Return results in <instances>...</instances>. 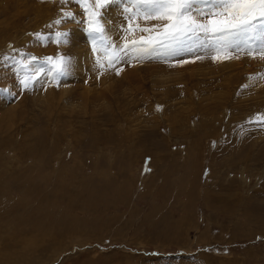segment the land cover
Wrapping results in <instances>:
<instances>
[{"label": "rangeland", "instance_id": "1", "mask_svg": "<svg viewBox=\"0 0 264 264\" xmlns=\"http://www.w3.org/2000/svg\"><path fill=\"white\" fill-rule=\"evenodd\" d=\"M88 5L0 0V234L13 246L0 255L264 264V53L241 44L109 62V43L146 34L122 30L114 0L95 9L111 36L94 48ZM60 56L55 73L45 58ZM32 57L45 71L25 87L17 73Z\"/></svg>", "mask_w": 264, "mask_h": 264}, {"label": "snow or ice", "instance_id": "2", "mask_svg": "<svg viewBox=\"0 0 264 264\" xmlns=\"http://www.w3.org/2000/svg\"><path fill=\"white\" fill-rule=\"evenodd\" d=\"M114 0H94L95 8L88 5L90 16L89 31L93 35V47L97 39L101 44L106 39V29L95 9L112 4ZM87 4V0H85ZM123 14L127 32L139 31V39H125L122 46L110 43L105 52L109 62L152 53H173L179 50L193 51L195 48H208L219 53L229 50L260 51L264 53V0H124ZM71 15V14H69ZM138 18L157 23L141 27L133 22ZM57 42L66 33H57ZM258 42V44L256 43ZM219 59L220 56L214 57ZM227 58V57H225ZM21 61L18 75L23 73L20 83L27 87L44 73V67L32 69L31 62ZM51 64V71L63 73L69 58H45Z\"/></svg>", "mask_w": 264, "mask_h": 264}, {"label": "bare ground", "instance_id": "3", "mask_svg": "<svg viewBox=\"0 0 264 264\" xmlns=\"http://www.w3.org/2000/svg\"><path fill=\"white\" fill-rule=\"evenodd\" d=\"M106 37H108L110 34L108 33H105ZM111 36V35H110ZM112 39V38H111ZM112 43V42H111ZM108 44V43H107ZM110 44V43H109ZM108 44V45H109ZM73 47H74V43L71 44V47H70V53L73 51ZM79 53V50H76L75 51V54H78ZM84 77H88V75L86 74ZM92 89V88H91ZM85 92V91H84ZM7 115H11V111L7 110ZM12 116V115H11ZM1 224V223H0ZM0 230L1 232L2 231H5L3 230L2 228V225H0ZM39 230V229H38ZM9 231V230H8ZM8 231H5V232H8ZM27 232V234L25 233ZM73 232V231H72ZM10 233V232H9ZM24 234H21V239L19 240L20 243H23V244H28V241L31 239V238H34L32 236V233H30L29 231H24L23 232ZM40 233V232H39ZM4 233H1L0 234V243L2 244V247L0 248V252H9L11 250V248L13 246H10V241L9 240H5L4 237L2 236ZM30 244V243H29ZM33 244V243H32ZM8 249V250H6ZM36 251V250H35ZM14 252V251H13ZM43 253V252H41ZM47 253V252H46ZM57 253V252H56ZM54 254V253H53ZM30 255V254H29ZM37 255V254H36ZM17 256V255H16ZM31 256V255H30ZM44 256V255H43ZM14 256H11V255H0V264H27L29 263V261L27 259H21V258H13ZM41 257V256H40ZM51 257V256H50ZM29 258V257H28ZM38 258V257H37ZM32 259H30L31 261ZM43 260V259H41ZM47 260V259H46ZM50 260V259H48ZM27 262V263H26ZM39 262V261H38ZM42 262V261H41ZM43 263V262H42ZM31 264V263H30ZM45 264V263H44Z\"/></svg>", "mask_w": 264, "mask_h": 264}]
</instances>
